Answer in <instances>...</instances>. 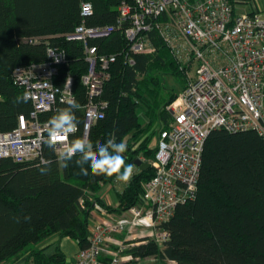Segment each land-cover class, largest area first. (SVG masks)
Masks as SVG:
<instances>
[{
    "label": "trees",
    "instance_id": "obj_1",
    "mask_svg": "<svg viewBox=\"0 0 264 264\" xmlns=\"http://www.w3.org/2000/svg\"><path fill=\"white\" fill-rule=\"evenodd\" d=\"M82 1L0 0V132L14 129L19 115L29 117L33 110L32 101L22 99L23 88L13 81L15 68L45 62L48 48L56 47L67 53L56 83L62 86L68 75L73 76L79 129L72 140L81 138L88 101L82 77L89 63L83 43L68 40L65 34L83 22L117 25L123 0H90L94 11L88 17L81 14ZM150 35L156 51L135 54L133 64L127 61L129 41L123 28L108 38L91 41L99 54L117 58L98 97L105 102L104 116L92 126L89 140L94 147L110 138L125 142L126 164L140 157L152 159L159 132L173 120L168 106L178 94L167 89L165 76H181L183 89L188 80L158 33L154 30ZM66 107V102L58 101L41 119L50 120ZM140 107L147 117L145 124L139 117ZM44 157L48 165L0 158V264H10L28 250L37 263H65L59 246L51 256L33 246L59 234L75 239L80 248L87 247L94 202L104 205L99 192L104 184L116 181L115 176H93L90 168L87 176L81 175L75 164L79 154L65 167L55 148L46 144ZM44 167L48 171L42 174ZM153 175L152 167L136 166L131 181L117 194L120 204L116 209L139 204L144 184ZM163 227L169 233L165 242L141 239L128 252L141 259L157 257L176 264H264L262 137L255 130H212L205 144L197 197L180 204Z\"/></svg>",
    "mask_w": 264,
    "mask_h": 264
},
{
    "label": "built area",
    "instance_id": "obj_2",
    "mask_svg": "<svg viewBox=\"0 0 264 264\" xmlns=\"http://www.w3.org/2000/svg\"><path fill=\"white\" fill-rule=\"evenodd\" d=\"M93 11V3L83 0L82 16ZM119 11L117 25L83 22L65 34L68 40L83 43L89 63L82 77L88 101L81 138L89 139L92 126L104 116L105 102L98 97L117 58L99 54L92 40L108 38L123 28L129 41L127 61L133 64L135 54L156 51L150 35L155 30L180 69L186 72L195 61L198 65L170 107L173 120L159 132L155 156L142 158L154 175L145 182L140 203L113 215L95 201L92 213L99 212L101 217L89 229V245L63 264L138 263L142 259L128 250L141 239L165 242L169 233L163 224L180 204L197 197L205 144L212 130H255L264 140V16L236 15L232 0H123ZM47 54L45 62L18 66L13 72L14 83L29 94L33 110L29 117L19 115L14 129L0 132V158L44 162L49 120H42L41 114L51 111L58 101L67 103L75 97L72 75L62 86L56 83L67 53L49 47ZM62 149V144L55 147L58 155ZM167 262L176 264L175 260Z\"/></svg>",
    "mask_w": 264,
    "mask_h": 264
},
{
    "label": "clouds",
    "instance_id": "obj_3",
    "mask_svg": "<svg viewBox=\"0 0 264 264\" xmlns=\"http://www.w3.org/2000/svg\"><path fill=\"white\" fill-rule=\"evenodd\" d=\"M28 98L29 94L25 93L22 99L27 101ZM67 105L68 107L58 110V113L46 125L48 132L47 145L52 148L59 144L63 145L59 158L65 162L64 166L68 167V162L79 154L80 159L76 160L75 164L79 168L81 175L87 176L90 168L93 176H115L119 182H130L136 165L134 163H125L123 155L127 151L125 142L117 143L115 139L110 138L104 144L97 143L95 147L87 137L77 138L70 143L68 142L69 136L77 131L78 121L74 110L79 109V104L73 97L67 101ZM43 163L48 165L50 162L44 161ZM40 171L45 174L48 168H41Z\"/></svg>",
    "mask_w": 264,
    "mask_h": 264
},
{
    "label": "crops",
    "instance_id": "obj_4",
    "mask_svg": "<svg viewBox=\"0 0 264 264\" xmlns=\"http://www.w3.org/2000/svg\"><path fill=\"white\" fill-rule=\"evenodd\" d=\"M244 13H248V14L258 13L261 16H264V0H235V14L239 15ZM168 109L172 112L170 106H168ZM140 158L142 159L143 157ZM125 185L126 183L119 182L116 180L115 182L112 183L110 182L102 186L99 195L101 199L104 201L103 206L107 208L110 214L120 215L125 211V210L119 211L116 209L120 204L117 194L120 190L124 188ZM111 204H112L111 208H108V206ZM100 217L101 214L99 212L92 213L91 211L89 215V220H90L89 229L93 225L94 221ZM59 238H65V239L64 240L62 239V241H60L58 240ZM71 240H72L71 237L68 236L62 237L59 234H55L47 238L39 245L33 247L43 249L44 253L47 256H51L52 254H54L57 246H59L60 250L66 256V261H71L74 259L76 253L80 248L78 242L75 239H74L75 240L74 243ZM30 254H31V250H28L27 252L22 254L18 259L12 261L10 264H29L30 262L34 261V257L33 256L31 257Z\"/></svg>",
    "mask_w": 264,
    "mask_h": 264
},
{
    "label": "rangeland",
    "instance_id": "obj_5",
    "mask_svg": "<svg viewBox=\"0 0 264 264\" xmlns=\"http://www.w3.org/2000/svg\"><path fill=\"white\" fill-rule=\"evenodd\" d=\"M197 65H198L197 61L193 62L192 65L190 66V68H188L187 71L185 72L186 75L189 77H193L196 73ZM165 80H166L165 84H166L167 89H171L172 91H174L175 93L178 94V98H177V100H178L180 98V94L183 91V81H182L181 76L166 75ZM173 102H175V101H173ZM173 102L169 105L170 107L173 105ZM172 107H174V105ZM138 113H139V117H140L141 122L145 124L147 122V117L145 116L144 111L141 107L138 109ZM112 202H115V201H112ZM111 206H112V204L109 205L108 208H111ZM62 239L64 240L65 238H59L58 240L62 241ZM71 239H72L71 241L74 243L75 240L73 238H71ZM135 264H169V263H167L166 261L165 262L160 261L157 259V257H152V258L149 257V258H144Z\"/></svg>",
    "mask_w": 264,
    "mask_h": 264
},
{
    "label": "water",
    "instance_id": "obj_6",
    "mask_svg": "<svg viewBox=\"0 0 264 264\" xmlns=\"http://www.w3.org/2000/svg\"><path fill=\"white\" fill-rule=\"evenodd\" d=\"M134 164L136 166H140L143 170H146L150 167V164L148 162H144L141 158H136Z\"/></svg>",
    "mask_w": 264,
    "mask_h": 264
}]
</instances>
